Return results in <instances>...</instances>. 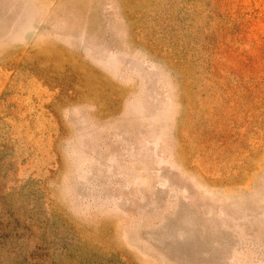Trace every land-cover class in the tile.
<instances>
[{
  "label": "rangeland",
  "instance_id": "374dc122",
  "mask_svg": "<svg viewBox=\"0 0 264 264\" xmlns=\"http://www.w3.org/2000/svg\"><path fill=\"white\" fill-rule=\"evenodd\" d=\"M0 264H264V0H0Z\"/></svg>",
  "mask_w": 264,
  "mask_h": 264
}]
</instances>
